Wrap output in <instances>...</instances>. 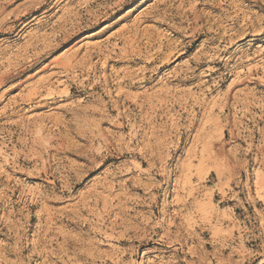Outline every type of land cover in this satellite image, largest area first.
I'll use <instances>...</instances> for the list:
<instances>
[{
	"label": "rangeland",
	"instance_id": "obj_1",
	"mask_svg": "<svg viewBox=\"0 0 264 264\" xmlns=\"http://www.w3.org/2000/svg\"><path fill=\"white\" fill-rule=\"evenodd\" d=\"M0 78V264H264V0H0Z\"/></svg>",
	"mask_w": 264,
	"mask_h": 264
},
{
	"label": "bare ground",
	"instance_id": "obj_2",
	"mask_svg": "<svg viewBox=\"0 0 264 264\" xmlns=\"http://www.w3.org/2000/svg\"><path fill=\"white\" fill-rule=\"evenodd\" d=\"M8 62H10V61H8ZM12 65V64H11ZM7 71V70H6ZM5 71V72H6ZM12 72V71H11ZM11 72H9V74L11 73ZM7 75H9L8 73H6ZM6 76V75H5ZM1 77H2V75H1ZM7 78H9V77H7ZM5 82V79H1L0 78V85H2L3 83Z\"/></svg>",
	"mask_w": 264,
	"mask_h": 264
}]
</instances>
